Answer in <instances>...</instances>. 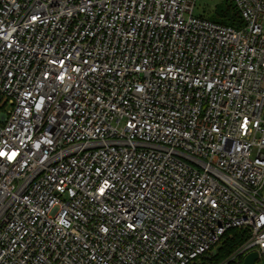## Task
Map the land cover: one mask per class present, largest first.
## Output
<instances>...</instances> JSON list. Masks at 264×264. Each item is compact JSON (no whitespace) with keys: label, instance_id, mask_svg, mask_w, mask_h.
Listing matches in <instances>:
<instances>
[{"label":"built area","instance_id":"1","mask_svg":"<svg viewBox=\"0 0 264 264\" xmlns=\"http://www.w3.org/2000/svg\"><path fill=\"white\" fill-rule=\"evenodd\" d=\"M196 1L0 0V264L264 259V0Z\"/></svg>","mask_w":264,"mask_h":264},{"label":"trees","instance_id":"2","mask_svg":"<svg viewBox=\"0 0 264 264\" xmlns=\"http://www.w3.org/2000/svg\"><path fill=\"white\" fill-rule=\"evenodd\" d=\"M213 20V19H212ZM224 25L238 28L241 26V17L232 0H227V5L216 12L213 20ZM248 230L243 228H232L228 230L215 246V252L204 255L193 264H241L243 256L239 257V262L229 261L234 252L248 239Z\"/></svg>","mask_w":264,"mask_h":264},{"label":"rangeland","instance_id":"3","mask_svg":"<svg viewBox=\"0 0 264 264\" xmlns=\"http://www.w3.org/2000/svg\"><path fill=\"white\" fill-rule=\"evenodd\" d=\"M227 0H197L194 7V15L207 17L213 19L216 17V12L221 8L226 7ZM9 108L8 105L5 106V110ZM215 252V247L208 253V255ZM256 264H264V259L260 258L256 261Z\"/></svg>","mask_w":264,"mask_h":264},{"label":"water","instance_id":"4","mask_svg":"<svg viewBox=\"0 0 264 264\" xmlns=\"http://www.w3.org/2000/svg\"><path fill=\"white\" fill-rule=\"evenodd\" d=\"M258 260H259L258 252L254 250V251L247 253L244 256L241 264H256V261Z\"/></svg>","mask_w":264,"mask_h":264}]
</instances>
